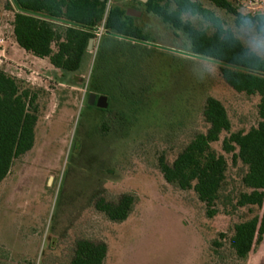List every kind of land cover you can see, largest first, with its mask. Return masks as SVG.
<instances>
[{"label": "rangeland", "instance_id": "1", "mask_svg": "<svg viewBox=\"0 0 264 264\" xmlns=\"http://www.w3.org/2000/svg\"><path fill=\"white\" fill-rule=\"evenodd\" d=\"M252 1L264 13V0ZM7 3L0 0V33L9 37L5 68L24 87L41 93L35 147L0 185V264H69L82 239L107 245L104 264H241L220 235L229 239L234 226L251 217L248 210L232 214L221 207L209 219L194 192L165 182L158 162L163 156L173 163L196 134L207 130L208 98L226 107L233 132L257 126L259 99L235 93L223 81L219 64L191 57L186 37L134 0L118 5L142 13L136 24L150 42L117 43L113 63L105 46L97 63L100 30L75 75L22 52L11 38L13 13ZM114 4L110 0L109 6ZM205 6L235 29L233 18ZM242 8L249 13L248 6ZM238 35L248 47L253 34L240 30ZM94 73L104 92L92 94L122 97L123 108L134 103L126 95H135L127 121L89 106ZM112 120L111 135L102 136L99 126ZM215 149L221 153L220 145ZM229 167L226 194L235 195L242 170L230 158ZM123 195L136 198L127 222L114 224L96 211L99 198L115 202ZM245 264H264V225Z\"/></svg>", "mask_w": 264, "mask_h": 264}, {"label": "trees", "instance_id": "2", "mask_svg": "<svg viewBox=\"0 0 264 264\" xmlns=\"http://www.w3.org/2000/svg\"><path fill=\"white\" fill-rule=\"evenodd\" d=\"M120 1L111 0L115 4L109 6L110 0H10L6 9L13 13L9 24L11 38L27 56L47 61L57 71L75 75L89 54L90 41H96L102 30L104 36L96 62L104 59L100 51L106 46L113 63V58L116 60L118 56L114 49L117 43L146 44L151 40L137 26L136 19L127 17V12L118 5ZM134 1L147 14L182 33L190 44L191 57L219 64L223 81L235 93L259 99L257 126L247 132H233L226 107L219 100L208 98L203 110L207 130L196 134L173 163L163 156L158 162L165 182L183 192H194L206 207L209 219L219 215L221 207L225 212L230 208L232 214L248 210L251 217L236 224L229 239L220 235L221 240L228 242L233 258L245 264L264 225V59L246 58L245 54L250 55L249 47L238 31L247 30L244 19L251 20L259 31L264 26V13L246 12L240 0H149L147 4ZM205 2L233 18L235 29L229 28ZM189 7L215 23L205 30L199 22H184L182 13ZM217 25L226 26L227 34ZM97 79L96 75L92 76L90 94L104 92ZM40 93L24 87V82L7 68L0 69V185L7 180L14 164L35 147ZM107 96L109 106L101 114L127 121L128 111L135 105L134 98L126 95L134 103L123 108L119 103L122 97ZM112 122L99 126L102 136L111 135ZM217 145L221 153L215 149ZM229 158L232 166L242 170L240 191L235 195L226 194ZM135 204L136 198L131 195H123L115 202L99 198L95 209L110 222L123 224L130 218ZM214 247L220 249L222 244L215 242ZM107 254L105 243L78 240L69 264H104Z\"/></svg>", "mask_w": 264, "mask_h": 264}, {"label": "clouds", "instance_id": "3", "mask_svg": "<svg viewBox=\"0 0 264 264\" xmlns=\"http://www.w3.org/2000/svg\"><path fill=\"white\" fill-rule=\"evenodd\" d=\"M182 17L186 23L199 22L201 26L206 30L215 23V21L203 17L198 10L191 7L187 8L183 13ZM246 29L253 35L249 41V54H245L247 59H264V26H262L259 31H257L256 26L253 25L251 20L244 19L243 21ZM221 28L224 34H227L228 28L223 25H217Z\"/></svg>", "mask_w": 264, "mask_h": 264}, {"label": "built area", "instance_id": "4", "mask_svg": "<svg viewBox=\"0 0 264 264\" xmlns=\"http://www.w3.org/2000/svg\"><path fill=\"white\" fill-rule=\"evenodd\" d=\"M241 5L248 6L249 13L252 15H258L260 11V3L252 0H240ZM9 42L8 37L0 33V69L8 65L9 60L7 58V48Z\"/></svg>", "mask_w": 264, "mask_h": 264}, {"label": "water", "instance_id": "5", "mask_svg": "<svg viewBox=\"0 0 264 264\" xmlns=\"http://www.w3.org/2000/svg\"><path fill=\"white\" fill-rule=\"evenodd\" d=\"M102 2H104L105 0H101ZM142 4H147L149 0H139ZM127 17L129 18H133V19H140L142 17V13L141 12H138L136 10H133V9H130L127 11ZM94 45H95V40H91L90 43H89V48H88V51H92V49L94 48ZM98 100V104H97V107L99 109H102V110H107L108 109V98L106 97H97L96 95L94 94H91L90 97H89V106H92L94 107L96 105V102Z\"/></svg>", "mask_w": 264, "mask_h": 264}, {"label": "flooded vegetation", "instance_id": "6", "mask_svg": "<svg viewBox=\"0 0 264 264\" xmlns=\"http://www.w3.org/2000/svg\"><path fill=\"white\" fill-rule=\"evenodd\" d=\"M90 95L91 94H89V96H88V101H89V97H90ZM98 98H99V96H97ZM102 97H104V96H102ZM97 104H98V100H97V102H96V105L94 106V107H97ZM98 108V107H97ZM99 109V108H98ZM99 110H101V111H106V110H102V109H99Z\"/></svg>", "mask_w": 264, "mask_h": 264}]
</instances>
